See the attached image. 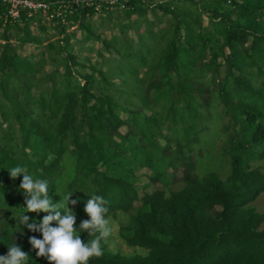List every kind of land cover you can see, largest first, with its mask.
Masks as SVG:
<instances>
[{
  "label": "trees",
  "instance_id": "16d2710c",
  "mask_svg": "<svg viewBox=\"0 0 264 264\" xmlns=\"http://www.w3.org/2000/svg\"><path fill=\"white\" fill-rule=\"evenodd\" d=\"M187 1L155 3L151 8L161 12L155 21L167 15L166 25L140 34L133 50L126 51L127 43L116 49L125 59L132 56L124 66L133 82L126 97L138 99L134 108L118 103L101 70L99 82L94 66L70 53L65 35L62 42L46 44L63 61L59 86L33 98V63L13 51L6 34L11 26L27 28L32 19L3 23L0 6V255L17 244L29 253L27 264H50L29 243V237L42 239V233L17 219L26 211L19 190L23 174L12 179L8 170L20 166L34 179L48 181L54 202L64 204L72 193L68 207L77 228L89 219L84 206L94 194L106 202V217L116 211L127 215L118 234L146 253L122 255L103 244L104 254L89 264H264V210L249 205L264 192V173L250 164L264 160V0ZM119 2L100 12L118 9L128 17L149 6L144 0ZM95 14L84 7L67 18L92 35L89 17ZM38 28L51 27L38 23ZM52 29L61 34L65 26ZM29 39L38 41L25 29L20 41ZM137 67L143 68L141 74ZM212 99L225 118L221 131L229 164L223 178L211 170L194 171L192 145L203 129L199 109H207ZM65 154L73 173L58 192ZM139 168L148 170L147 182L156 186L170 168L181 187H154L139 195L133 184ZM25 214L39 224L48 213ZM77 234L85 242L94 238Z\"/></svg>",
  "mask_w": 264,
  "mask_h": 264
},
{
  "label": "rangeland",
  "instance_id": "374dc122",
  "mask_svg": "<svg viewBox=\"0 0 264 264\" xmlns=\"http://www.w3.org/2000/svg\"><path fill=\"white\" fill-rule=\"evenodd\" d=\"M164 0H144L149 6L144 13L137 15L132 14L125 17L122 11L114 9L109 13H102L97 11L95 14L89 17V28L92 35L89 32L79 26L78 20L71 23V26H65L63 33L58 34L55 29L48 28L45 31L38 28V22H29L28 36L35 38L38 41L29 39L27 41H20V38L25 37V29L22 25L17 27H9L6 34L9 35V42L14 46L13 51L19 57H26L33 63L34 71L32 72V80L30 82L29 91L33 98L37 94L43 93L44 96L53 88L59 86L61 80V72L63 70V61L55 55L54 50L47 48V42H56L57 40L62 42V37L67 36L70 53L74 54L80 62L88 63L94 66L93 72L94 78L101 81V77L96 73L97 70H101L106 79L110 82L107 84L108 91L114 96L120 105H124L129 108H134L138 104V99L134 95L126 97L133 90V82L129 79L127 68L124 66L126 62L127 66L130 65L132 56L121 57L120 53L116 49L120 46L129 44L127 50L135 49L138 45L139 35L147 33L148 29L151 31H158L163 28L167 21V15L161 17L160 23L155 19L160 16L161 12L158 9H152L155 3L163 2ZM167 1V0H166ZM170 1V0H168ZM174 1V0H173ZM184 5L189 4L187 0H179ZM102 11V10H101ZM206 16L203 14V23H206ZM3 22V21H2ZM4 23V22H3ZM40 25L43 23H39ZM88 39H84L85 36ZM94 35L97 38H94ZM144 39V38H143ZM2 39H0L1 41ZM106 43L108 47L105 46ZM115 41V43H114ZM148 40L146 39L145 42ZM111 42V43H110ZM112 43L113 46H112ZM113 48V49H112ZM64 54V53H63ZM54 57L55 59H51ZM80 70L88 71L85 67ZM137 73L143 72L142 67H137ZM82 82L81 79H79ZM5 102L3 103V105ZM147 111V110H146ZM145 111V113H146ZM200 117L198 123H202L203 129L198 134V141L192 145L193 154L196 157L195 173L201 175L209 170L216 172L221 178H223L228 172V159L223 153L225 146L224 134L221 131V124L225 120L221 115L220 106L217 105L215 99H212L207 109H199ZM126 116L125 113H122ZM10 118V115H8ZM11 126L16 127V124L10 120L8 122ZM7 123H3L4 126ZM199 124V125H200ZM165 131V128H163ZM161 142V140H160ZM251 166H258L264 173V160H254ZM73 162L68 154H65L60 164V179L58 181L57 191L63 188L69 181L73 173ZM136 179L133 181L134 187L140 195L144 191H151L154 187H164L165 190H176L181 187V182L172 180L171 169L167 168L162 180L159 184H150L147 182V174L149 173L146 168H139L136 170ZM180 175V169L176 170L175 176ZM256 211L264 210V192L257 195V197L249 203ZM106 219L109 220L112 228L111 236L107 242L104 243L105 247L110 251L118 252L122 255L133 254H145L146 249L138 246H128L120 238L118 234V228L124 224L127 219V215L123 212L116 211L112 215H108Z\"/></svg>",
  "mask_w": 264,
  "mask_h": 264
},
{
  "label": "clouds",
  "instance_id": "9594fccd",
  "mask_svg": "<svg viewBox=\"0 0 264 264\" xmlns=\"http://www.w3.org/2000/svg\"><path fill=\"white\" fill-rule=\"evenodd\" d=\"M9 171L12 179L23 174V179L19 185V190L24 195V208L26 209L17 219L20 224L25 225L31 231L42 233V239L36 236L29 237V243L36 251L37 257H44L50 264H89L90 258H100L104 254L103 244L111 236L112 228L106 219L108 208L102 196L91 195L86 201L84 212L89 219L76 225V215L68 207L72 193L65 198V203L54 202L49 195V185L46 179H34L26 173L23 167L16 166ZM59 195V194H58ZM77 200H71L75 205ZM61 208L67 211L62 213ZM26 212L48 213L42 218L39 224L29 222L30 217ZM55 221V226L52 222ZM86 232L88 236L94 238L83 241L81 235L77 233ZM29 253L15 244L8 247V252L0 255V264H27Z\"/></svg>",
  "mask_w": 264,
  "mask_h": 264
},
{
  "label": "built area",
  "instance_id": "2783aa9c",
  "mask_svg": "<svg viewBox=\"0 0 264 264\" xmlns=\"http://www.w3.org/2000/svg\"><path fill=\"white\" fill-rule=\"evenodd\" d=\"M116 3L122 4L119 0H0L3 22L18 21L23 16L50 27L71 26L74 21L67 17L77 8L91 7L97 12Z\"/></svg>",
  "mask_w": 264,
  "mask_h": 264
}]
</instances>
